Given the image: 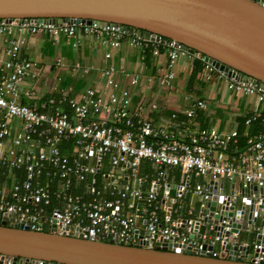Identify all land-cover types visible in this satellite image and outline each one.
<instances>
[{
    "label": "built area",
    "instance_id": "obj_1",
    "mask_svg": "<svg viewBox=\"0 0 264 264\" xmlns=\"http://www.w3.org/2000/svg\"><path fill=\"white\" fill-rule=\"evenodd\" d=\"M256 1L264 8V0ZM39 32L53 38L59 34L67 38L91 35L107 47L103 53L106 64L99 70L104 90L88 87L79 99L61 96L38 106L22 103L20 83L37 75L35 64L22 52L27 35ZM0 36H5L0 60V221L37 232L77 233L88 240L113 239L131 245L146 241L148 247L178 237L180 243L190 242L197 254L206 244L211 249L204 251L217 257L214 247L226 241L227 235L202 232L199 238L190 239L193 217L177 216L168 225L160 222L158 189L165 204L171 200L166 168L176 167L181 172L172 202L190 191L197 196L196 206H205L207 183L191 187L188 175L194 172L211 180L235 182L234 192L229 198L224 196L222 204L229 208L240 188L251 184L264 187V134L247 137L245 147L239 149L236 129L222 133L214 127L197 126L189 131L197 112L207 108L204 99H196L183 111L171 112L162 121H151L144 115V103L132 108L133 90L143 79L148 86L170 87L176 78L177 60L187 55L201 62L207 79L224 78L228 90L256 96L260 107L246 117L245 123L250 124L264 122V87L248 79L228 77L202 53H190L173 39L155 38L139 30L129 33L112 23L53 24L28 18L16 23L0 19ZM125 40L138 51L139 58L150 53L153 73L140 69L128 72L114 65L112 50L119 49ZM161 55L165 56L163 62L156 60ZM149 107L150 112L158 109L156 103ZM69 142V152L64 153L61 145ZM142 161L154 167L150 176L140 174ZM145 179L148 189L141 187ZM168 209L169 214L179 215V207L170 205ZM235 211L220 221L225 225L223 232L231 230ZM253 248L258 251L253 263H264V229ZM5 264H11L10 259Z\"/></svg>",
    "mask_w": 264,
    "mask_h": 264
},
{
    "label": "water",
    "instance_id": "obj_2",
    "mask_svg": "<svg viewBox=\"0 0 264 264\" xmlns=\"http://www.w3.org/2000/svg\"><path fill=\"white\" fill-rule=\"evenodd\" d=\"M25 18L53 24L105 22L129 33L142 30L155 38L167 37L190 53H202L228 77L264 87V8L256 0H0V19L17 23ZM235 186L234 181L228 188L222 179H209V197L201 208L193 196L188 236L199 238L202 231L227 235L217 257L204 251L211 249L206 244L197 254L190 242L180 243L178 237L148 247L146 241L131 245L88 240L77 233L37 232L0 221V264L9 259L11 264H254L258 251L253 244L259 243L264 229V187L240 188L235 203L226 208L224 196L229 198ZM233 210L231 230L223 232L220 221L233 216Z\"/></svg>",
    "mask_w": 264,
    "mask_h": 264
},
{
    "label": "crops",
    "instance_id": "obj_3",
    "mask_svg": "<svg viewBox=\"0 0 264 264\" xmlns=\"http://www.w3.org/2000/svg\"><path fill=\"white\" fill-rule=\"evenodd\" d=\"M4 40L5 36H0V60L3 58ZM74 42H77L76 47L73 46ZM66 45H70L74 51L71 58L67 57ZM106 50H108L107 47L91 35L77 34L71 38H67L64 34H59L53 38L44 32L27 35L22 56L35 64L37 75L34 78H26L20 83L19 100L28 105L38 106L49 98L58 99L61 96H66L79 99L88 87L104 90L105 86L99 75V70L106 64L103 56ZM112 53V62L116 67H122L128 72L138 71L139 69L145 74L148 72L149 67H147L146 62L144 59L139 58L138 51L131 48L128 41H123L121 47L112 50ZM148 58L150 64L152 62V66H154L153 57L148 56ZM159 59L163 62L165 56L161 55L156 60L159 61ZM57 60L60 61L57 62ZM199 63L198 65L195 64L193 57L181 56L175 66L176 78L170 87L148 86L143 79L140 85L133 90L132 108L144 103V115L151 121L159 122L167 118L173 111L187 109L196 99H204L207 102V108L197 112L196 118L188 126V130L192 131L197 126L214 127L222 133L236 129L239 133L238 148L243 149L247 137L264 134L263 121L257 120L250 124L245 123L246 117H249L260 107L256 96L240 95L228 90L224 78L216 79L215 77L214 79L212 77L207 79L202 64L200 61ZM84 67H92V69L83 72ZM83 78L86 79L88 85H86V81L83 82ZM120 80L121 84L125 85L124 78L121 77ZM30 91L33 96L27 95V92ZM205 93L207 96H205ZM151 103H156L158 109L150 112L149 104ZM261 112L264 116L263 109ZM180 115L182 118L184 117L182 114ZM153 170L154 167L148 161H142L140 166L142 176H150ZM166 172L171 188V200H168V204L163 202L161 189H158L157 200L160 222L163 225L170 224L177 216L183 218L194 217L192 207L194 194L192 192L189 191L172 202L175 187L181 179L180 170L176 167H167ZM188 176L191 187L196 183H207L209 180V177L194 172ZM223 180L227 186L231 184L228 180ZM141 187L142 189L150 187L148 179L147 181L145 179ZM140 205L138 203L137 206ZM170 205L179 207L180 216L173 212L169 214L167 208ZM191 209H193L192 214H190ZM214 249L220 252V245H216Z\"/></svg>",
    "mask_w": 264,
    "mask_h": 264
},
{
    "label": "trees",
    "instance_id": "obj_4",
    "mask_svg": "<svg viewBox=\"0 0 264 264\" xmlns=\"http://www.w3.org/2000/svg\"><path fill=\"white\" fill-rule=\"evenodd\" d=\"M141 31H142V30H141ZM142 32H143V31H142ZM148 56H150V53H149V52L145 53L144 61L146 62L147 67H149V68H148V69H149L148 72L153 73V72H154V69H153L152 67H154V66H152V62H151V64H150V60H149ZM195 64L198 65V64H200V63H199V61L195 60ZM64 108H66V107H64ZM258 121H259V120H258ZM69 145H70V142L67 143L66 145H64L63 147H62V145H61V149H62V151H63L64 153L69 152V149H67V148L69 147ZM241 147H243V146H241Z\"/></svg>",
    "mask_w": 264,
    "mask_h": 264
},
{
    "label": "rangeland",
    "instance_id": "obj_5",
    "mask_svg": "<svg viewBox=\"0 0 264 264\" xmlns=\"http://www.w3.org/2000/svg\"><path fill=\"white\" fill-rule=\"evenodd\" d=\"M66 47V54H67V57H69V58H71L72 56H73V53H74V51H73V49L70 47V45H66L65 46ZM65 54V53H64ZM65 56V55H64ZM214 79H215V76H214ZM86 81V79H84L83 78V82H85ZM215 83V82H214ZM86 85H88V82L86 81ZM205 96H207L206 95V93H205ZM207 99H208V97H206ZM228 190V189H227ZM226 190V191H227Z\"/></svg>",
    "mask_w": 264,
    "mask_h": 264
}]
</instances>
